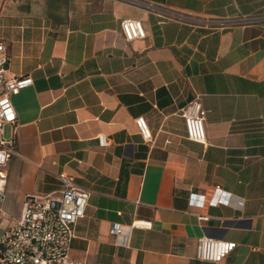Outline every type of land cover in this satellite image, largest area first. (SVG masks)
Here are the masks:
<instances>
[{
	"label": "crops",
	"instance_id": "crops-1",
	"mask_svg": "<svg viewBox=\"0 0 264 264\" xmlns=\"http://www.w3.org/2000/svg\"><path fill=\"white\" fill-rule=\"evenodd\" d=\"M124 19L145 36L125 41ZM0 41L6 75L33 79L12 96L19 155L3 213L58 190L66 172L90 192L74 260L264 264V0H0ZM192 99L204 143L186 137ZM202 237L235 247L198 259Z\"/></svg>",
	"mask_w": 264,
	"mask_h": 264
},
{
	"label": "built area",
	"instance_id": "built-area-1",
	"mask_svg": "<svg viewBox=\"0 0 264 264\" xmlns=\"http://www.w3.org/2000/svg\"><path fill=\"white\" fill-rule=\"evenodd\" d=\"M244 22H251V20ZM120 29L125 41L145 36L140 20L124 19ZM8 54L0 41V222L4 199L6 166L8 161L18 156L15 148L17 115L12 96L30 86L33 79L29 75H6ZM186 137L189 140L204 143L205 111L198 99H192L181 108ZM135 124L144 141H151L152 135L143 116L135 118ZM9 126L10 133L5 136L4 128ZM101 146L108 141L98 136ZM58 179L61 187L47 194H28L16 217L7 227L0 228V264H84L71 258V242L76 236V223L84 217L89 198V190L77 185L71 175L60 172ZM219 188L217 187V190ZM152 222L136 220V228H151ZM116 232L120 233L117 228ZM235 247L234 242L199 238L196 244L195 257L202 260L218 261Z\"/></svg>",
	"mask_w": 264,
	"mask_h": 264
},
{
	"label": "rangeland",
	"instance_id": "rangeland-1",
	"mask_svg": "<svg viewBox=\"0 0 264 264\" xmlns=\"http://www.w3.org/2000/svg\"><path fill=\"white\" fill-rule=\"evenodd\" d=\"M10 222H12L11 216L8 215V214L3 213L2 219H1V222H0V228L7 227L10 224Z\"/></svg>",
	"mask_w": 264,
	"mask_h": 264
}]
</instances>
